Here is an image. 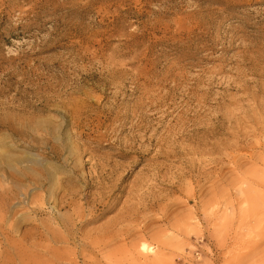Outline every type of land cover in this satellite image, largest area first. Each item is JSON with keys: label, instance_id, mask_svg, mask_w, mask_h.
Segmentation results:
<instances>
[{"label": "rangeland", "instance_id": "1", "mask_svg": "<svg viewBox=\"0 0 264 264\" xmlns=\"http://www.w3.org/2000/svg\"><path fill=\"white\" fill-rule=\"evenodd\" d=\"M260 104L264 0H0V254L22 236L33 263L49 264L47 246L72 251L39 234H66L60 200L96 192L82 179L117 163L131 171L124 191L77 234H120L86 257L264 264V150L250 148L264 131L249 123Z\"/></svg>", "mask_w": 264, "mask_h": 264}, {"label": "bare ground", "instance_id": "2", "mask_svg": "<svg viewBox=\"0 0 264 264\" xmlns=\"http://www.w3.org/2000/svg\"><path fill=\"white\" fill-rule=\"evenodd\" d=\"M262 107H264V104H260L258 106V108L260 109ZM252 113L253 115L249 117V123H251L255 127L256 130L255 133H258L259 131H264V112H252ZM234 129H236V131H240L241 127L239 124H237V126L234 127ZM244 131L246 132V130ZM251 137L254 138L255 142H257L255 143V145H252L253 147H250L251 150L252 151L255 149L264 150V138L258 137L257 134H253V136ZM216 144H217L216 142H213L211 144L212 148H214ZM237 149L240 148H236V147L234 148V150ZM118 156L121 158H125V155L123 154H120ZM249 158L250 159L248 160L250 162H254L252 164L255 165L257 163L256 162L258 160L257 158L254 157H249ZM262 166L264 170V165ZM260 167L261 166H256L254 169H251L246 173L251 176L257 175V170H260ZM98 169L99 172L93 177V179L95 180L94 182L89 183L86 182L84 179H82V182L84 181V190L95 189L96 192L91 194L90 191L89 192L87 191L86 193L77 194L74 191H68L66 193L67 195L63 197L64 199L60 200V204H62V206L60 207L62 209L65 207H70V215H66V216L61 215V217L58 216V226L64 228L65 230L63 231H66V234L59 232L56 228L52 230L48 228V231L45 234L43 233L39 234L40 238L43 240H46L47 237L50 236L52 242L54 240L62 239L63 242L65 243L64 245L66 249L67 250L72 249V251L63 250L64 255H69V256H64V255H58L57 252L54 251L55 250L54 248H51L49 246L45 247L44 251L47 253L49 252L50 258L52 259V260H46L49 264H52L54 260H58V259H62V261H64L66 264H78L75 261L76 247H74V245L76 246L79 243H80L79 249L81 252H84L83 255L86 258L85 261H82V264H88L91 262H93V264H97L98 263L97 261H94L89 257H86L87 254L85 253L84 250L86 248H90L92 249V251H95L96 253H100L102 249L105 246H107L110 243V241L114 239L115 236L120 234L118 230L113 231V229H109L108 227L98 232L77 234L79 233L78 227H83L84 225H88L98 218L99 214H101V212H103L104 208L107 206L108 199L114 197L113 195L114 192L119 191L120 193H122L124 191V187L120 186V181L124 180L125 178H128L131 175V171L129 170H124L118 173L120 167L117 163H106L105 166H99ZM139 186H141V184ZM237 189L238 190L243 189L242 195L243 198L246 200L247 197L244 191V183H242V185L239 186ZM88 198H91V203L94 206L101 205L103 207L102 211L97 213L95 207L87 208L84 200L86 201V199ZM75 201H82V204L81 203L76 204ZM143 210L144 209L139 208L138 205H136V208L129 207L121 214L124 215V221H128V220L132 221L133 217L137 216L140 213V211ZM40 211L41 213H46V210L42 208V204L40 205ZM73 232H75V234H73ZM24 238L25 236L17 237V239L14 242H9L7 240L8 241L7 246L10 248V251L2 252V254H0V258H1L0 264H37V263H33L32 261L34 257H37L36 254L30 253V257L28 256L27 250L25 249ZM75 240L78 243H75ZM70 242L74 244H71ZM13 247L14 250L12 249ZM140 251L143 257L146 255L147 252L151 251V249L142 246L140 248ZM156 263H157V259L155 258L153 259V261L145 262V264H156ZM38 264H41V262Z\"/></svg>", "mask_w": 264, "mask_h": 264}]
</instances>
